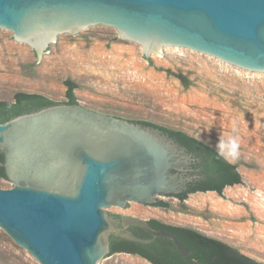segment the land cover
Segmentation results:
<instances>
[{
	"label": "water",
	"instance_id": "95a60500",
	"mask_svg": "<svg viewBox=\"0 0 264 264\" xmlns=\"http://www.w3.org/2000/svg\"><path fill=\"white\" fill-rule=\"evenodd\" d=\"M112 31L146 58L190 52L264 73V0H0V32L42 63L77 37ZM0 152L11 182L0 185V228L40 264H106L110 236L167 239L194 262L172 234L110 213L153 206L192 180V155L159 130L57 104L0 123Z\"/></svg>",
	"mask_w": 264,
	"mask_h": 264
},
{
	"label": "rangeland",
	"instance_id": "374dc122",
	"mask_svg": "<svg viewBox=\"0 0 264 264\" xmlns=\"http://www.w3.org/2000/svg\"><path fill=\"white\" fill-rule=\"evenodd\" d=\"M141 48L115 32L77 37L43 63L0 32V101L24 91L66 100L64 81L76 88L78 105L124 120H142L186 134L219 152L234 151L243 184L197 192L170 209L131 202L111 214L191 226L219 237L264 264V73L249 72L190 52L143 57ZM170 71V72H167ZM187 79L181 83L173 74ZM1 167V163H0ZM0 185L11 182L0 177ZM106 264H151L113 253ZM40 264L0 228V264Z\"/></svg>",
	"mask_w": 264,
	"mask_h": 264
},
{
	"label": "trees",
	"instance_id": "16d2710c",
	"mask_svg": "<svg viewBox=\"0 0 264 264\" xmlns=\"http://www.w3.org/2000/svg\"><path fill=\"white\" fill-rule=\"evenodd\" d=\"M170 74H173L181 83L187 84V79L182 74ZM64 85L66 86V100L63 102H55L44 95L24 91L14 93L12 101H0V123H5L20 115L29 114L52 105H78L76 96L73 93L76 85L69 79L64 81ZM127 121L142 127L159 130L161 134L172 139L179 147L185 148L192 155L193 178L187 183L186 190L175 196L179 201H183L187 195L197 192H215L221 196L225 187L243 184L238 171V164L225 159L214 147L183 131L142 120ZM0 163V177L6 180L2 167L3 154L1 152ZM153 207L170 209L171 206L168 202L158 200ZM147 222L155 230L172 234L194 262L186 260L169 240L162 238H157L154 243L149 245H139L111 237L109 240V255L113 253L137 255L151 264H263L262 261L245 254L232 243L202 233L194 227L173 225L156 219H150Z\"/></svg>",
	"mask_w": 264,
	"mask_h": 264
},
{
	"label": "flooded vegetation",
	"instance_id": "af4514ba",
	"mask_svg": "<svg viewBox=\"0 0 264 264\" xmlns=\"http://www.w3.org/2000/svg\"><path fill=\"white\" fill-rule=\"evenodd\" d=\"M190 167V172H188V176L192 177L193 176V169L191 167V165L189 166ZM159 200V198H158ZM119 215L121 214H113V218L116 219V220H119ZM152 229H154L151 225H149ZM155 230V229H154ZM125 231H128L130 232L133 236L135 237H138V238H142V239H150L151 237L143 230L137 228V227H133V226H129ZM112 236H110L111 238ZM109 238V240H110ZM119 239V238H117ZM155 242V240L153 241V243ZM109 244H110V241H109ZM152 244V243H151ZM109 249H110V246H109Z\"/></svg>",
	"mask_w": 264,
	"mask_h": 264
},
{
	"label": "clouds",
	"instance_id": "9594fccd",
	"mask_svg": "<svg viewBox=\"0 0 264 264\" xmlns=\"http://www.w3.org/2000/svg\"><path fill=\"white\" fill-rule=\"evenodd\" d=\"M228 143L231 144L234 151L229 152L227 155L224 153L225 141L223 138L217 144V148L220 150V155L224 156L225 159L234 158L236 152L235 150L238 149V140L235 137H229Z\"/></svg>",
	"mask_w": 264,
	"mask_h": 264
}]
</instances>
